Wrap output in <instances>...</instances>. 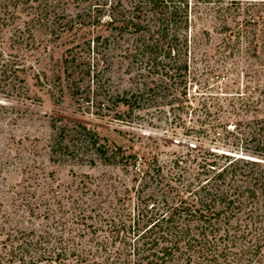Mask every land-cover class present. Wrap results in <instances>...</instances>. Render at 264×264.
Returning <instances> with one entry per match:
<instances>
[{
    "label": "rangeland",
    "instance_id": "374dc122",
    "mask_svg": "<svg viewBox=\"0 0 264 264\" xmlns=\"http://www.w3.org/2000/svg\"><path fill=\"white\" fill-rule=\"evenodd\" d=\"M4 1L1 64L16 66L0 70V251L11 243H5L8 231L18 228L40 241L32 246L34 258L62 243L71 251L91 248L101 261L123 245L106 218L134 208L140 179L122 166L93 161L91 148L53 156L61 128L83 123L111 146L166 163L187 153L239 156L248 125L264 113V1L193 0L182 53L188 71L177 79L163 67L128 61L124 40L97 48L92 39L108 34L109 17L90 16L87 0ZM120 2V9L131 5ZM67 54L95 65L106 54L112 65L99 61V71L74 76L63 64ZM147 84L155 90L133 108L108 100ZM76 258L42 262L74 264Z\"/></svg>",
    "mask_w": 264,
    "mask_h": 264
},
{
    "label": "trees",
    "instance_id": "16d2710c",
    "mask_svg": "<svg viewBox=\"0 0 264 264\" xmlns=\"http://www.w3.org/2000/svg\"><path fill=\"white\" fill-rule=\"evenodd\" d=\"M87 1L85 10L90 16L94 13L102 20L108 13L109 17L105 21L108 34L99 33L92 39L97 48L105 49L111 41L124 40L128 44L126 58L131 63L145 69L163 67L166 76L173 79L187 74L188 63L183 61L182 53L187 52L193 0H127L131 3L127 9H120L122 0ZM202 1L214 0H198ZM216 1L233 5L243 0ZM3 9H7L6 3L0 0V14ZM2 30L0 25V34ZM92 42H88L89 48ZM105 56L95 65L76 54H67L63 64L74 76L80 72L90 75L92 68L99 71V61L105 68L112 65V59ZM1 60L0 70L16 66H8L10 60L1 64ZM154 90L147 84L137 92L126 90L108 100L133 108ZM261 114L248 125L239 156L208 152V156L199 158L187 153L166 163L156 156L127 152L121 145L111 146L83 123L73 131L61 128L51 146L53 156H79L85 148H91L93 161L98 158L106 164L122 166L140 179L134 208L106 218L113 239L123 245L109 249L101 261L93 258L96 253L91 248L71 251L62 243L34 258L32 246L40 243L38 239L33 242L34 232L10 229L5 243H11L0 251V264H44L42 261L49 259L63 262L70 254L77 256L74 264H264V113ZM80 212L85 213L83 208Z\"/></svg>",
    "mask_w": 264,
    "mask_h": 264
}]
</instances>
